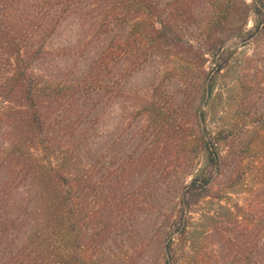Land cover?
<instances>
[{"label": "trees", "instance_id": "1", "mask_svg": "<svg viewBox=\"0 0 264 264\" xmlns=\"http://www.w3.org/2000/svg\"><path fill=\"white\" fill-rule=\"evenodd\" d=\"M250 11L255 20L247 28ZM69 27L71 36L55 43L54 37ZM263 34L264 0H0V131L5 133V141H0V264H38L41 259L36 255L25 259V249L12 247L21 218L12 216L21 198L14 183L31 179L43 201L42 214L66 219L64 224L70 226L73 188L79 195L84 191L83 171L74 166L78 157L74 152L85 141L96 145L100 140L105 93L114 102L120 90L131 95L134 75L143 66L180 58L197 66L202 78L195 118L206 164L180 191L166 243L170 254L165 264H175L173 234L185 233L187 212L209 195L221 168L219 136L206 134L203 104L231 59V46ZM106 40L110 42L103 44ZM67 61L71 65L63 66ZM62 66L72 73L60 78L56 70ZM187 77L179 88L187 89L195 78ZM165 86L153 81L152 94L140 113L152 116V122L148 120L156 128L152 145H162L163 151L185 135L184 123L169 109L173 96L165 95ZM48 150L54 156L47 155L44 161L39 155ZM72 257L65 254L53 264H89L82 256L73 262Z\"/></svg>", "mask_w": 264, "mask_h": 264}, {"label": "rangeland", "instance_id": "2", "mask_svg": "<svg viewBox=\"0 0 264 264\" xmlns=\"http://www.w3.org/2000/svg\"><path fill=\"white\" fill-rule=\"evenodd\" d=\"M204 15H209L207 10ZM254 20L250 11L247 28ZM71 32V27L59 32L54 42L68 39ZM231 50L230 61L217 75L202 107L206 134L219 136L221 168L209 195L187 212L185 233L173 234L175 264H264V34L238 42ZM187 66L180 58L151 61L135 73L131 95L120 90L114 102L105 93L100 140L96 145L85 141L74 152L78 155L74 166L83 171L84 191L79 195L73 188L70 226L64 224L66 219L42 214L43 201L31 179L14 183L21 198L12 216L21 215L22 239L17 236L15 251L25 249V259L40 257L38 264H53V259L68 253L74 256L72 262L82 256L89 264H165L182 185L206 164L195 118L202 78L197 66L189 64L191 72ZM56 71L60 78L72 73L64 67ZM187 76L195 78L187 89L179 88ZM113 80V76L108 79ZM153 81L166 85L165 95L173 96L169 109L185 125V135L164 151L162 145H152L156 139V128L149 126L152 116L140 114L152 94ZM2 133L0 141H5ZM47 155L53 158L54 152L42 151L39 156L46 161ZM91 162L96 167L88 166Z\"/></svg>", "mask_w": 264, "mask_h": 264}]
</instances>
